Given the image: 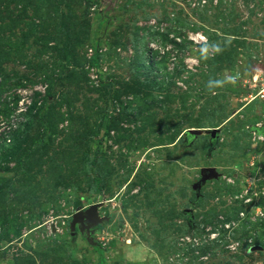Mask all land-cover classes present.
<instances>
[{
    "label": "rangeland",
    "instance_id": "1",
    "mask_svg": "<svg viewBox=\"0 0 264 264\" xmlns=\"http://www.w3.org/2000/svg\"><path fill=\"white\" fill-rule=\"evenodd\" d=\"M0 264H264V0H0Z\"/></svg>",
    "mask_w": 264,
    "mask_h": 264
},
{
    "label": "clouds",
    "instance_id": "2",
    "mask_svg": "<svg viewBox=\"0 0 264 264\" xmlns=\"http://www.w3.org/2000/svg\"><path fill=\"white\" fill-rule=\"evenodd\" d=\"M201 40L207 41V37L201 36ZM210 48H211L212 51H215L216 53H220L223 50L218 42H211V43L205 42L200 47V54H201V57L203 59H207L208 58V53H209ZM225 82L226 81H222V80H216V81L209 80L208 84H207V87L208 88H212L213 85L215 87H222Z\"/></svg>",
    "mask_w": 264,
    "mask_h": 264
},
{
    "label": "water",
    "instance_id": "3",
    "mask_svg": "<svg viewBox=\"0 0 264 264\" xmlns=\"http://www.w3.org/2000/svg\"><path fill=\"white\" fill-rule=\"evenodd\" d=\"M199 133H200L199 131H191V134H193V135H198ZM91 213H92V211L89 210V212H87L86 214H78L76 217L78 220L80 219L83 222L84 219L88 220V217ZM93 214H94V212H93ZM95 218H97V217H95ZM97 220H98V218H97Z\"/></svg>",
    "mask_w": 264,
    "mask_h": 264
},
{
    "label": "trees",
    "instance_id": "4",
    "mask_svg": "<svg viewBox=\"0 0 264 264\" xmlns=\"http://www.w3.org/2000/svg\"><path fill=\"white\" fill-rule=\"evenodd\" d=\"M95 59H96V58H94V61H95ZM97 181H98V180H97ZM96 183H98V182H96ZM98 191H99V189H98Z\"/></svg>",
    "mask_w": 264,
    "mask_h": 264
}]
</instances>
